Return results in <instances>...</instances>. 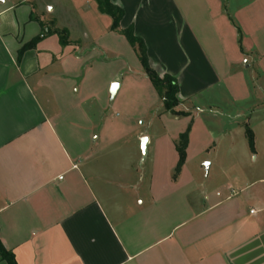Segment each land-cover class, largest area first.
I'll return each instance as SVG.
<instances>
[{"label":"crops","instance_id":"1","mask_svg":"<svg viewBox=\"0 0 264 264\" xmlns=\"http://www.w3.org/2000/svg\"><path fill=\"white\" fill-rule=\"evenodd\" d=\"M112 1L125 11L120 29L134 27L192 114L164 110L96 0H0L2 243L17 264H264V183L209 194L189 169L211 153L210 175L226 151L232 128L213 134L202 114H224L228 95L249 98L245 72L264 99V0ZM132 90L150 102L123 116L108 99Z\"/></svg>","mask_w":264,"mask_h":264},{"label":"rangeland","instance_id":"2","mask_svg":"<svg viewBox=\"0 0 264 264\" xmlns=\"http://www.w3.org/2000/svg\"><path fill=\"white\" fill-rule=\"evenodd\" d=\"M120 35L124 37L122 34ZM124 39L126 38L124 37ZM127 43L129 42L127 41ZM128 45L131 50L136 51L130 43ZM128 59L130 58L125 55L124 60L127 63H129ZM245 73L246 80L249 84L251 83L249 98L237 101L234 97L228 95L226 101L223 100L219 103L224 108V114L212 113L209 108L202 114L210 117L205 120L209 125L211 124L213 134L219 132L220 129L232 128L230 142L223 143L227 145L225 146L226 151L218 157L219 161L222 160V162L213 163L210 175H206L204 164L213 161L211 153L190 160V171L193 172L199 183L206 185L209 194L221 193L224 183L232 184L235 190H239V187L244 186L246 183H264V99H261L262 94L259 90L255 91L254 78H252L251 73ZM150 99L149 95L144 96L139 94L138 91L134 92L132 90L124 95L120 92L117 96L108 100L110 105L120 106L119 114L123 111L122 115L126 116V112L130 111V108L133 112L143 109L150 102ZM217 99L220 100L218 96ZM179 109L190 114L193 110L189 105H186V107L180 105ZM238 112L242 113L241 117L236 116ZM214 119H221V124L213 123ZM239 122L242 123L237 129L236 125ZM248 125L254 134V148L251 147L246 133V126ZM220 146L223 147L222 142H220ZM229 150H231L230 155H227ZM223 160L226 162H223ZM224 166L228 168L226 173L222 170ZM1 264L8 263L3 261Z\"/></svg>","mask_w":264,"mask_h":264},{"label":"trees","instance_id":"3","mask_svg":"<svg viewBox=\"0 0 264 264\" xmlns=\"http://www.w3.org/2000/svg\"><path fill=\"white\" fill-rule=\"evenodd\" d=\"M99 10L109 15L112 18L111 29L113 31H119L120 34L125 36L130 45L135 48L139 60L142 64L143 70L147 77L152 82L154 88L157 90L159 95L163 99L164 110L170 112L174 116H189L190 113L179 109L181 101L179 100V84L178 80L170 75L165 74L161 76L156 72L155 69L151 67L148 61L147 56V47L144 40L137 36L134 32V27L131 25L126 29H120V22L125 15V11L119 5L113 3L112 0H96ZM55 33H58L60 36V42L62 45L68 44V37L66 30H56ZM45 35L40 34L30 42L26 43L19 52L17 62H20L24 51L28 48L34 47L39 41L43 39ZM191 132V123L188 125L186 130L180 134L177 142V151L179 154V160L175 168V177L181 171L183 165L185 164L187 158V146L189 143V135ZM246 133L252 148H254V134L252 129L246 126ZM0 260L6 261L8 264H17L15 255L12 251L8 250L0 239Z\"/></svg>","mask_w":264,"mask_h":264},{"label":"water","instance_id":"4","mask_svg":"<svg viewBox=\"0 0 264 264\" xmlns=\"http://www.w3.org/2000/svg\"><path fill=\"white\" fill-rule=\"evenodd\" d=\"M118 88H119V83H113L111 85V88H110V93L112 95H115L117 90H118ZM147 143H148V138H144L143 141H142L143 156H146V153H147V150H146ZM209 168H210V163L209 162L205 163V169H206V174L207 175H208V172H209Z\"/></svg>","mask_w":264,"mask_h":264},{"label":"built area","instance_id":"5","mask_svg":"<svg viewBox=\"0 0 264 264\" xmlns=\"http://www.w3.org/2000/svg\"><path fill=\"white\" fill-rule=\"evenodd\" d=\"M251 212H254V211H251Z\"/></svg>","mask_w":264,"mask_h":264}]
</instances>
